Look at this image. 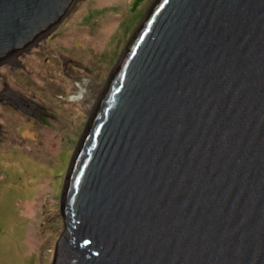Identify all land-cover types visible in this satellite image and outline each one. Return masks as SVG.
Wrapping results in <instances>:
<instances>
[{"label":"water","instance_id":"95a60500","mask_svg":"<svg viewBox=\"0 0 264 264\" xmlns=\"http://www.w3.org/2000/svg\"><path fill=\"white\" fill-rule=\"evenodd\" d=\"M75 2L0 0V64ZM61 193L53 264H264V0H156Z\"/></svg>","mask_w":264,"mask_h":264},{"label":"rangeland","instance_id":"374dc122","mask_svg":"<svg viewBox=\"0 0 264 264\" xmlns=\"http://www.w3.org/2000/svg\"><path fill=\"white\" fill-rule=\"evenodd\" d=\"M155 2L76 0L45 36L0 64V264H53L71 157ZM82 80L87 96L74 101Z\"/></svg>","mask_w":264,"mask_h":264},{"label":"bare ground","instance_id":"6f19581e","mask_svg":"<svg viewBox=\"0 0 264 264\" xmlns=\"http://www.w3.org/2000/svg\"><path fill=\"white\" fill-rule=\"evenodd\" d=\"M41 37V36H40ZM124 55V54H123ZM15 56L14 55H12V56H10L9 57V59H13ZM123 57V56H122ZM122 57H121V59H122ZM15 59V58H14ZM121 59H120V61H121ZM120 61H119V63H118V65H120ZM118 65L116 66V68H115V71H116V69H117V67H118ZM115 73V72H114ZM114 73H113V75H114ZM113 75H112V77H113ZM112 77H111V79H112ZM110 79V80H111ZM87 81L85 80V81H78L77 82V84H78V88L79 89H77L76 90V93L73 95V96H71V99L72 100H74V101H81V100H83L84 98H85V95H86V90L88 89V86H87ZM108 84H109V82H108ZM107 87H108V85H107ZM107 89V88H106ZM106 91V90H105ZM10 94H11V92H10ZM87 96V95H86ZM97 104V105H96ZM98 102H95L94 103V105L92 106V108H93V110L95 109L96 110V108L98 107ZM91 105V104H90ZM94 114L95 113H93V116H94Z\"/></svg>","mask_w":264,"mask_h":264},{"label":"trees","instance_id":"16d2710c","mask_svg":"<svg viewBox=\"0 0 264 264\" xmlns=\"http://www.w3.org/2000/svg\"><path fill=\"white\" fill-rule=\"evenodd\" d=\"M9 105H10V104H9ZM28 129H29V128H28ZM26 131H27V128H25V133H26ZM42 133H44V132H42ZM26 137H27V136H26ZM23 140H25V139H23ZM26 140H28L29 142H31V144L35 142V141L32 142V140L30 141V140L28 139V137H27ZM4 144H6V143H4ZM43 151H44V150H43L42 148L39 150V152H41V153H44ZM6 161H7V160L5 159L4 162H6Z\"/></svg>","mask_w":264,"mask_h":264}]
</instances>
